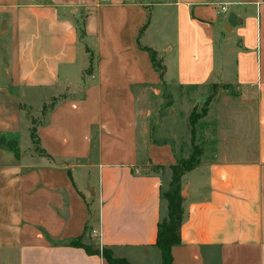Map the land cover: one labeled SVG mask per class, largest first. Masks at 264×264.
I'll use <instances>...</instances> for the list:
<instances>
[{
  "label": "crops",
  "instance_id": "obj_1",
  "mask_svg": "<svg viewBox=\"0 0 264 264\" xmlns=\"http://www.w3.org/2000/svg\"><path fill=\"white\" fill-rule=\"evenodd\" d=\"M1 35L0 138L22 151L0 147V252L112 264L73 246L80 238L131 264H163V192L183 154L166 127L172 91L224 84L235 98L218 95L196 121L200 162L182 177L172 264H264V0H0ZM155 97L171 107L156 114L159 140L145 110ZM36 146L42 155L29 153Z\"/></svg>",
  "mask_w": 264,
  "mask_h": 264
},
{
  "label": "rangeland",
  "instance_id": "obj_2",
  "mask_svg": "<svg viewBox=\"0 0 264 264\" xmlns=\"http://www.w3.org/2000/svg\"><path fill=\"white\" fill-rule=\"evenodd\" d=\"M8 38L7 35H1L0 36V42H4L6 39ZM222 57L220 55L219 52H217V63H219L221 61ZM157 94H159L160 92L157 91ZM238 93V88L237 87H231V86H225L224 84H215V85H210L208 88L202 89L200 91H195L191 88H177L174 91H172V94L175 96V102L173 105H175V110L178 112L177 115H175V117L171 118L169 120V122L167 123L168 125H166V127L169 128H173L176 132V134L179 137V146H182L183 149V154L182 157L183 159L188 158V156L191 153V128H192V124H191V117L192 116H202L203 114H206L208 112V105L209 103L212 101V99H214L215 97H217L218 95H228L230 98L237 95ZM186 97V98H185ZM235 98V97H233ZM152 102L145 105L146 107V111H147V106L149 108H153L154 110V114L153 117H151L150 119V123L152 124V137L156 140H159V135L158 130H159V125H160V119L159 116L156 115L158 114V111L160 110L161 112L163 111V114H165V112H168L169 108H171L168 104L169 107L165 108L162 107L161 109L159 107H161L163 104L160 101L159 97H155L152 98ZM163 102V101H162ZM179 102H181L183 104L182 109L181 110V115H180V111H179ZM34 103V102H33ZM173 103V102H172ZM231 99H227L226 103H223L225 105H227L229 108H231ZM37 104V103H36ZM40 105V104H37ZM177 105V108H176ZM49 106H51V104H49ZM194 106V107H193ZM46 113L42 112L40 114L38 113H34L32 116V121H34L35 125H38L39 123H42V121H44L46 119ZM196 123V122H195ZM34 125V126H35ZM195 127V135L197 137L199 132V129H201V124L200 123H196L194 124ZM165 128V127H164ZM157 131V133L155 132ZM157 134V135H156ZM195 137V142H199L200 140H196ZM20 139H21V147L23 148V150L28 149L27 148V144L31 143V137L29 134H27V132L25 133H21L20 135ZM21 149L17 148L15 150V152L19 155L21 154ZM29 153H35V154H39L42 155L43 151H41V149L36 146L33 147L32 149L28 150ZM168 189V188H165ZM184 188L182 187V192H183ZM185 195V192H184ZM18 257L17 252H0V264H33L32 260L30 261H26L27 259L25 258V261H21V262H16V259ZM28 259H30L28 257ZM39 264H48L47 261H41L38 262ZM36 263V264H38Z\"/></svg>",
  "mask_w": 264,
  "mask_h": 264
},
{
  "label": "trees",
  "instance_id": "obj_3",
  "mask_svg": "<svg viewBox=\"0 0 264 264\" xmlns=\"http://www.w3.org/2000/svg\"><path fill=\"white\" fill-rule=\"evenodd\" d=\"M150 52L152 62L155 67L158 69L161 78L164 77L165 66L162 64V60L158 59L157 54L150 50L149 48H145ZM200 116H192L191 117V153L188 158H181L177 163L171 164L170 169L172 171L171 181L168 189L163 192V197L167 201V215L159 222L158 225V238L157 245L161 249L162 253V261L163 264H172L173 256L171 249L175 244L181 242V227L184 216V202L185 197L182 194V177L187 172L195 168L200 162L201 149L199 145L195 143V127L194 124L198 120ZM33 123V128L31 132V136L33 142L38 145L39 139L36 133V129L34 127L35 123ZM0 147H5L12 151H15L18 148V144L16 141L6 140L4 137L0 138ZM73 246L84 247L86 252L89 254H102L110 263H120V264H131L126 259L114 258L112 253L103 248H94L92 246H86L81 243V239L77 238L72 242Z\"/></svg>",
  "mask_w": 264,
  "mask_h": 264
},
{
  "label": "built area",
  "instance_id": "obj_4",
  "mask_svg": "<svg viewBox=\"0 0 264 264\" xmlns=\"http://www.w3.org/2000/svg\"><path fill=\"white\" fill-rule=\"evenodd\" d=\"M220 10L222 11V12H225L226 10H227V6L224 4V5H222V6H220Z\"/></svg>",
  "mask_w": 264,
  "mask_h": 264
},
{
  "label": "water",
  "instance_id": "obj_5",
  "mask_svg": "<svg viewBox=\"0 0 264 264\" xmlns=\"http://www.w3.org/2000/svg\"><path fill=\"white\" fill-rule=\"evenodd\" d=\"M229 22L232 24V19L230 18Z\"/></svg>",
  "mask_w": 264,
  "mask_h": 264
}]
</instances>
